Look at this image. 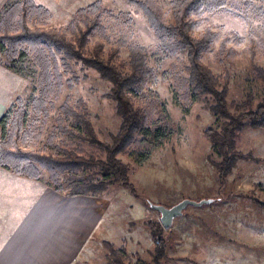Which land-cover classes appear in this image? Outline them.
<instances>
[{
	"label": "rangeland",
	"instance_id": "1",
	"mask_svg": "<svg viewBox=\"0 0 264 264\" xmlns=\"http://www.w3.org/2000/svg\"><path fill=\"white\" fill-rule=\"evenodd\" d=\"M34 1L47 6L51 12L40 26L65 28L77 10L97 0ZM100 1L105 9V32L111 39L106 44L104 57L120 38L147 50L155 74L136 102L144 106L154 101L155 105L151 106L156 121L165 108L174 133L143 163L127 153L120 155L131 169L135 192L113 185L101 196L86 197L79 202L82 215L90 212V227H82L81 255L75 264H111L109 252L102 244L104 240L116 247H126L127 264H154L156 243L147 222L160 221V214L141 197L167 206L184 198H217L211 205L188 207L170 229L163 230L166 255L159 264H264V208L256 200L264 201V129L246 126L239 131L237 149L252 153L254 159L239 160L221 188L212 163L220 157L205 134L209 127L218 128L221 121L212 115L204 99L193 101L189 106L185 104L181 79L187 76L186 58L161 53L158 40L137 6L125 0ZM156 1L172 22L171 0ZM228 1L224 9L206 13L196 33L206 27L219 33L213 49L205 54L204 62L215 73L229 75L227 100L230 110L238 112L234 103L244 102L247 107H255L264 97V80L255 72V65L264 68V0ZM225 36L229 37L228 47L234 48L235 55L223 60L219 46ZM102 39L96 32L91 37L90 47ZM127 61L128 51L123 49L115 63L126 71ZM22 68L23 72L16 74L0 64V98L8 107L18 96L29 104L36 95L37 70L29 61L23 63ZM74 69L80 81L72 91L65 89L58 105L67 95H71L74 104L82 99L99 137L109 142L111 134L120 126L115 102L103 97L110 84L93 70L81 66ZM248 94L251 105L247 101ZM52 123L53 120L49 126ZM45 138L46 135L33 147L44 149ZM46 179L44 175L42 182L33 185L34 192L44 188Z\"/></svg>",
	"mask_w": 264,
	"mask_h": 264
},
{
	"label": "trees",
	"instance_id": "2",
	"mask_svg": "<svg viewBox=\"0 0 264 264\" xmlns=\"http://www.w3.org/2000/svg\"><path fill=\"white\" fill-rule=\"evenodd\" d=\"M125 1L142 11L161 53L186 58L187 76L181 79L185 104L204 99L212 115L221 121L218 128L209 127L205 134L220 157L212 163L223 188L239 160L254 159L252 153L237 149L239 131L246 126L264 129V97L255 107L234 103L238 112H232L227 100L229 75L215 73L204 62L219 33L211 27L196 33L206 13L224 9L229 1L171 0L172 22L156 0ZM104 12L103 2L97 0L77 10L65 28H55L40 26L51 12L34 0H6L0 9V64L19 74L23 72L22 64L29 61L38 73L36 95L29 104L18 96L0 118V167L33 180H43L46 175L49 187L69 197H99L113 185L135 192L131 169L120 155L127 153L143 163L174 133L164 106L156 121L151 106L154 101L144 106L136 102L155 74L147 50L120 38L104 57L106 44L111 41L103 25ZM96 32L103 39L90 47ZM228 42L229 37L225 36L219 46L223 60L235 55ZM123 49L128 51L126 71L115 63ZM75 66L95 71L110 84L103 97L115 102L120 126L109 142L99 137L82 99L74 104L71 95H67L58 105L65 89L72 91L80 81ZM255 72L264 80L263 67L255 65ZM44 135L45 148L33 147ZM141 198L146 201V197ZM256 200L264 208V201ZM147 225L156 243L153 261L159 264L166 255L162 237L165 228L160 221H149ZM102 244L109 252L111 264H127L125 246L116 247L106 240Z\"/></svg>",
	"mask_w": 264,
	"mask_h": 264
},
{
	"label": "crops",
	"instance_id": "3",
	"mask_svg": "<svg viewBox=\"0 0 264 264\" xmlns=\"http://www.w3.org/2000/svg\"><path fill=\"white\" fill-rule=\"evenodd\" d=\"M4 3L0 0V9ZM9 107L0 98V118ZM40 182L0 167V264L80 260L81 231L90 227V212L82 215L79 202L93 196L69 197L46 181L44 188L34 192L33 185Z\"/></svg>",
	"mask_w": 264,
	"mask_h": 264
},
{
	"label": "water",
	"instance_id": "4",
	"mask_svg": "<svg viewBox=\"0 0 264 264\" xmlns=\"http://www.w3.org/2000/svg\"><path fill=\"white\" fill-rule=\"evenodd\" d=\"M216 200L217 198H202L200 200L184 198L171 206H167L165 204L153 202L152 200L146 198L148 206L159 212L160 222L165 229H170L174 225L176 219L182 217L185 214L188 207H202L204 205H211Z\"/></svg>",
	"mask_w": 264,
	"mask_h": 264
}]
</instances>
